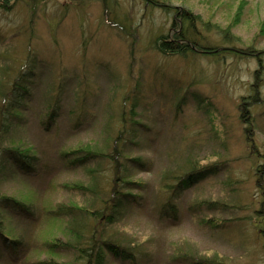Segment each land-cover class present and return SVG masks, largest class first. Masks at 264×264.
Returning <instances> with one entry per match:
<instances>
[{
    "label": "rangeland",
    "instance_id": "rangeland-1",
    "mask_svg": "<svg viewBox=\"0 0 264 264\" xmlns=\"http://www.w3.org/2000/svg\"><path fill=\"white\" fill-rule=\"evenodd\" d=\"M170 1L220 29L229 26L233 37L239 38L229 40L232 47L253 46L260 52L245 51L241 56L227 52L194 61L162 55L152 49L150 40L160 30H168L171 18L158 8H144L137 0H114L110 12V19L125 25L135 40L109 27L101 0H17L9 9L0 8V92L26 67L27 59L34 60L22 117L13 122L7 137L27 146L35 156L36 169L21 175L11 165L0 175L1 194L30 197L36 209L29 219L0 209L4 231L22 246L17 262H9L6 255L0 257V264H36L45 258L78 264L73 249L50 254L43 247L49 237L66 240V226L72 221L54 216L52 223L42 207L54 204L55 208L59 202L98 205L97 195L63 185L88 184L98 176L103 196L112 184L111 180L107 184L113 175L110 163L92 162L98 167L92 178L81 167L67 170L59 156L86 142L104 149L106 130L109 124L116 125L123 96L132 98L130 110L147 128L137 125L140 132L132 143L126 142L124 155L140 156L146 166L130 168L135 187L131 192L141 195L112 228L132 245L139 244L135 250L141 255L133 263L106 252L104 264H185L174 256L189 254L187 250L192 255L218 256L226 264L263 263L261 245L247 216L263 220L257 209H264V184L258 186L257 181L256 186V180L264 169V35L258 33L264 0ZM201 24V33L212 42L230 46L221 41L217 28ZM251 89L258 91L262 101L243 115L240 105L252 95ZM185 93V103L175 117L176 104ZM193 93L210 105L199 104ZM53 100L54 122L45 130L42 122ZM186 158L224 164L218 163L223 164L219 171L183 189L175 200L179 220L159 221L155 207L162 176L183 166ZM103 171L106 174L98 175ZM207 201L226 207L210 209ZM211 218L230 220L233 228L216 230L204 222Z\"/></svg>",
    "mask_w": 264,
    "mask_h": 264
},
{
    "label": "trees",
    "instance_id": "trees-1",
    "mask_svg": "<svg viewBox=\"0 0 264 264\" xmlns=\"http://www.w3.org/2000/svg\"><path fill=\"white\" fill-rule=\"evenodd\" d=\"M17 0H0V8L9 9ZM116 1V0H115ZM144 4V8L160 9L170 16L171 24L167 31L158 32L150 40L152 49L165 56H181L182 58H194L211 56H223L227 52L241 56L247 53L258 54L260 51L253 46H247L244 49H237L232 47L229 41L237 37H233L229 31V26L225 29H220L216 25H212L202 21L201 17L195 14L192 10L179 6L170 0H137ZM102 15L110 28H115L120 34L126 38L135 40V35L126 30L125 25L119 23L116 18L110 19V12H112L114 0H101ZM203 23L205 26H213L221 33V41L227 47H221L220 44L212 42L208 36L201 33L200 29ZM216 29V30H217ZM258 33L264 35V18L258 22ZM228 40V41H227ZM219 46V47H217ZM223 52V53H222ZM199 54V55H198ZM258 57V56H257ZM255 73H258L256 70ZM33 78V68L28 62L22 70L13 75L10 81L4 83L0 92V175L4 168L17 166L24 168L25 172L30 173L36 171L35 160L33 155L30 154L27 146H22L21 143L11 140L7 136L14 125L13 122L22 117V106L25 98L29 92V85L26 83ZM256 86V84H255ZM254 84L252 88L255 87ZM252 95L247 96L241 103V110L243 115L248 114V107L256 105L262 101L257 90L251 89ZM255 92V93H254ZM194 98L199 104L205 103V100L200 94L193 93ZM187 96L183 95L181 100L176 104V115L181 111L182 104L185 103ZM130 96L122 98L121 111L115 115V126H110L106 130L105 147L104 149L98 148L93 143H83L71 146L68 149L60 152L59 161L65 166L67 170L75 167H81L85 170L86 174L94 178L98 173L97 166H91L92 162H106L110 163L113 169V175L108 180H111V186L108 188L105 195L101 196L99 181L101 178L84 184L81 181L76 183H65L64 188L81 192L87 195H97L98 205L94 203L88 206H76L72 203H57L51 208L47 209L46 205L42 207L45 215L50 222L54 223V216L70 217L71 223L66 226L68 238L63 240L58 237H49L44 240L43 247L48 252L54 253L58 250L73 249L76 252L73 260L78 264H104L105 253L109 252L113 257L136 263L138 257L141 255L140 251L135 250L138 245H132L130 239L122 236V233L112 228L115 224L120 222L128 209L138 202L137 198L141 194H132L134 181L129 178V170L131 167L143 169L146 166L145 160L140 157H128L124 155V147L126 142L133 141L134 135L140 130L137 125L142 126L140 122L135 119L134 110L130 107L132 105ZM127 102L130 103L127 107ZM210 105L207 103L206 106ZM47 115L42 122L45 130H48L49 125L54 122V100L49 106ZM242 115V116H243ZM53 125V124H52ZM145 127V126H142ZM146 128V127H145ZM147 129V128H146ZM143 130V129H142ZM145 131V130H143ZM218 161V160H217ZM218 163H223L218 161ZM217 162L200 163L199 161L191 158H186L183 166H178L176 169L166 172L161 179L162 190L159 203L156 205V213L159 221L171 220L177 221L180 218L179 208L175 202L176 198L183 191V189L192 186L194 183L203 180L215 172L219 171L223 164ZM260 171V175L256 180V186H263L264 176ZM21 172V171H20ZM106 174L105 171L100 172L98 175ZM38 176L44 175L38 173ZM109 185V184H108ZM108 185L106 187H108ZM103 188V187H102ZM96 196V197H97ZM101 196V197H99ZM30 198V197H29ZM22 198L17 199L13 196L3 195L0 193V209L13 214L29 219L34 217L35 210L31 203V199ZM210 209L216 208L218 205L221 209L226 207L225 204L219 202H204ZM256 212V211H255ZM257 213L263 214V220L256 219L255 221L251 216H247L249 221H252L254 226L255 236L258 240L259 246L261 245L262 251V264H264V209H257ZM80 215L77 219V215ZM209 223L211 227L216 230L229 232L233 228L230 220H220V218H211L204 220ZM111 228L112 230H108ZM8 233L4 231L3 221L0 219V257L10 255L8 261L15 263L19 259V252L22 248L21 241L16 238H10ZM121 234V235H120ZM182 255L179 258L185 264H226L220 260L218 256H204L195 254ZM36 264H61L55 262L51 258H45L37 261Z\"/></svg>",
    "mask_w": 264,
    "mask_h": 264
}]
</instances>
